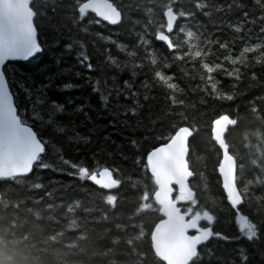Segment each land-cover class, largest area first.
<instances>
[{
    "label": "trees",
    "instance_id": "obj_1",
    "mask_svg": "<svg viewBox=\"0 0 264 264\" xmlns=\"http://www.w3.org/2000/svg\"><path fill=\"white\" fill-rule=\"evenodd\" d=\"M112 2L121 3V0ZM170 2L177 14L180 11L193 13L192 17L178 15L174 29L169 34L170 40L176 45L171 50L166 44L155 39V31L160 25L165 24L163 8ZM197 2L206 6L214 4L215 7H205L204 11L209 12V16L206 17L203 11L195 9ZM235 3L244 5L243 12L249 13L248 21H255L247 24L243 33H236L229 26V22L238 23L243 14L236 8L229 11L227 6ZM54 7L51 4L44 6L42 9L44 15L39 19L34 18L42 52L27 61L7 62L3 71L13 94L14 104L19 99L21 109L25 106L24 85L41 89L47 96L60 103L72 98L74 103L66 109L65 114L57 118L69 123L70 126L74 125L75 133L87 136L89 142L68 141L60 133L54 136L52 130L46 128L45 124L39 121L33 124L36 117L31 108L21 112L29 126L33 127L35 132L42 133L38 138L50 142L47 154H42V162L49 167L42 169L34 163L33 170L27 177L30 184L20 194L21 199L24 196L31 199L26 200L18 211L9 209L8 222L15 226L7 230L0 228V264H129L135 257L129 255L132 249L126 244V240L128 236H135L139 228L134 230L128 227L125 233L118 230L115 225L133 223L140 225L143 221L146 225L145 231H148L149 222L153 218H162V214L148 209L136 214L134 220L128 219L139 207L138 197L143 194L144 186L147 185L149 191L154 190L150 174L145 173V160L141 163L140 158L146 157L147 151L153 146L166 142L156 141L154 138L167 136L170 126L174 123L177 126L194 127L193 136L189 139L190 154L187 159L191 165L190 170L198 174L195 179L189 180V186L193 187L194 193L197 194L200 206H193V210H209L214 216L212 225L214 231L228 237L225 240L213 236L201 245L198 248L202 254L199 264H241L238 250L246 245V237L240 230L236 212L239 211L242 216L256 223L261 235L264 236V203L260 202V197L264 196V187L256 183L249 184L248 196L237 210L230 207L216 171L220 150L211 139V121L221 114H226L237 121L235 125L228 127L225 141L237 165L245 166V175L238 180V187L243 192L245 182L254 181V173L259 172V169L250 164V160L255 158V148L264 147V60L257 63L259 51L249 53L248 66H240L239 80L235 79V73L233 77H227L224 73L214 74L213 82H218L217 91L221 96L223 94L233 96L232 100H227L216 98V93H213L207 81V73L200 66V58L193 60L184 53L189 52L186 33L191 30L196 34V38L192 40L191 51L208 53L203 58L204 62L210 65L220 63L223 57L228 55L225 50L219 48L220 43H228L229 47L234 49L233 55H238L240 49L245 46V42L239 41L240 36H244L248 46L264 41V36L260 34L264 21L258 19L264 13L255 6L254 0H122L123 21L118 25H109L103 21L98 25L93 23L90 26L92 35H88L79 31V28L88 25L90 20H99L98 18L88 13L73 25L71 20L63 18L72 13H61L59 10L54 12ZM149 20L152 21L150 25L147 24ZM181 26L184 28L183 32L180 31ZM95 33H100L102 37L110 35V40L98 39L93 45ZM139 34H143L149 41L147 51L143 43H137L140 39ZM234 39L237 40L235 44L232 43ZM73 40L85 44L84 51L89 56L93 70L89 71L79 65L76 58V53L80 50L78 45L71 49L65 48V45L72 43ZM204 40H208L209 43L203 44ZM111 41L126 45L127 48L121 51ZM106 49L117 58L119 68L106 63ZM133 52L136 53L135 56L129 55ZM147 52H151L152 55L148 57ZM177 56L180 58L177 59ZM57 59H60L59 66ZM152 59L156 60L155 64L151 62ZM70 65L76 66L72 72L59 74L61 69ZM225 67L231 70L232 66L225 63ZM156 71H160L165 77H171L169 82L176 85L175 91L167 89L163 83L155 79ZM76 72H81L82 75L78 77L75 75ZM84 76L91 77L92 80L86 82ZM69 81L79 87L61 89L60 86ZM124 81L133 84L130 91L138 92L137 97L126 93H121L117 97L114 90L107 92L113 89L114 84L123 89ZM93 83L98 89L96 92H93ZM141 85H145L147 90ZM101 92L110 95V108L115 106L117 100L120 105L131 108L133 100H137L141 106L138 114L125 112L124 107H121L118 110L119 117L110 115L108 109L101 107ZM167 95L175 96L178 101L182 100L183 105H173L171 101L166 100ZM145 96H148L147 100ZM31 100L37 101V96L33 95ZM85 103L91 104V109L87 107L84 109L88 113L87 119L83 113L69 114L72 108ZM253 108L257 110L256 113L252 112ZM180 113L187 117L186 122L178 115ZM44 119L47 120L46 115ZM125 120L132 125L142 121L143 126L132 136L133 128L121 123ZM146 128L155 130L149 133ZM90 129L93 130L91 133ZM69 135L73 133L70 132ZM132 139L138 141L135 146L130 143ZM53 145L61 150L63 159L70 163L86 166L90 171H98L105 166L113 169L114 178L122 180L121 185L114 190L106 191L96 187L86 178L80 179L78 174L69 175V172L77 170L72 169L70 164L65 166L59 161L53 153ZM145 175L147 179H144ZM202 179L207 184L204 193H200L196 187ZM133 181H138L135 187ZM16 183L8 181L13 187ZM35 184H41L43 187L37 189L33 186ZM3 185L4 181L0 180V186ZM9 190L0 189V199L5 198L4 193ZM52 190H56L57 197L64 198V207L54 213L57 217L66 213L69 205L76 209L74 215L67 213L59 223L47 219L52 213L41 212L45 217L43 219H38L35 215L44 208V204H34L33 201L40 200L46 192ZM107 194L119 197L115 211H112V206L107 205L103 199ZM173 197L175 198V192ZM75 202H79L78 206ZM149 202L153 204V208L158 207L153 199ZM45 203L59 204L60 201L45 199ZM205 204L208 207H204ZM178 205L182 210L189 207L186 201L178 202ZM27 209H32V212H28ZM84 209L90 211L85 213ZM105 213L108 216L107 220L101 218ZM117 214L119 219H116ZM77 218L79 227L72 226L69 221ZM94 219L99 222L85 223V220ZM201 225L209 226L203 220ZM105 228L110 229V232L104 233ZM60 231L63 232L62 237L57 241L50 239L55 232ZM81 235H86V239H79ZM137 244L145 249L148 247L147 241ZM247 247L248 264H264V259L253 251L252 246ZM258 247H264V241Z\"/></svg>",
    "mask_w": 264,
    "mask_h": 264
},
{
    "label": "snow or ice",
    "instance_id": "obj_2",
    "mask_svg": "<svg viewBox=\"0 0 264 264\" xmlns=\"http://www.w3.org/2000/svg\"><path fill=\"white\" fill-rule=\"evenodd\" d=\"M54 5L53 11L56 12H70L71 15L64 16L63 18L71 20L73 25H76L77 20L84 18L88 13H94L96 17L101 18L103 21H107L111 25H118L124 19L121 3H114L112 0H0V65H4L5 61L10 60H24L29 58H35L36 54L42 52V46L38 43L37 27L34 26V18L39 19L44 15L43 7L46 5ZM254 4L258 7L262 13H264V0H254ZM205 7H215L214 4L203 5L201 3L195 4V9L203 11L204 16H209L208 11H204ZM229 11L233 8L242 11V17L238 23L229 22V26L236 33H243L247 24L254 23L255 21H248V12H243L244 5L240 3L229 4ZM219 10V9H217ZM76 13L79 15L77 16ZM179 16L192 17L193 13H186L180 11L178 14L174 11V5L170 2L163 8V18L166 21L165 24L160 25L155 31L156 41L163 42L167 45L168 49H174L176 45L172 43L169 35L165 34V29L168 33H171L174 28V22H177ZM259 20L264 21V14H262ZM101 20L89 21V24L79 28V31L92 35L90 26L99 24ZM138 23V22H137ZM147 24H152V21H147ZM180 31L183 32V26L180 27ZM250 31V30H249ZM261 36H264V27L260 28ZM140 39L138 44L143 43L146 47V51L149 47V41L144 38L143 34H139ZM187 44L189 52L184 53L185 56H191L193 60L200 58V66L205 73H207V81L211 87L213 93H216V98H223L232 100L233 96L229 94H221L217 91L218 82L214 81L215 73H224L227 77H233L235 73V79H240V66L247 67L249 60L248 54L260 52V56L257 58V63L264 60V41L261 43L252 44L248 46L244 36H240L238 39L240 42H245V46L240 49L238 55H233L234 49L229 47L228 43H220L219 48L225 50L228 55L224 56L220 63L210 65L204 62L203 58L208 53L203 51H191L193 48L192 40L196 38V34L189 30L186 33ZM104 39L110 40L108 37H102L100 33H95L92 43L95 45L96 40ZM115 44L117 49L124 51L127 46H122L115 41H111ZM208 40H204L203 44L207 45ZM218 43V41H217ZM233 44L237 43V40L232 41ZM74 45L79 46V51L76 53V58L82 67L87 70H93V65L89 62V56L84 51L85 44L79 40H73L72 43L65 45L66 49H71ZM106 63L114 65L119 68L120 64L116 57H113L106 49ZM135 52L129 53L131 56H135ZM148 57L152 55L151 52H147ZM177 59L180 57L177 56ZM156 63L155 59L151 61ZM60 59H57V65L59 66ZM225 63L231 65V70L225 67ZM75 65H70L68 68L61 69L59 74H65L72 72ZM167 67V65H166ZM76 76H81V72H76ZM156 80L163 83L167 89L175 91L176 85L170 83L171 77H165L160 71L154 73ZM86 82L92 80L91 77H83ZM113 79H115L113 77ZM63 90H70L78 88L79 85L73 84L70 81L63 83L61 86ZM133 84L129 81H124V88L121 89L118 85H113V89L107 90L110 93L112 90L116 92L117 97L121 93H126L132 97H137L138 92H131ZM145 87V85H141ZM98 91L96 84L93 83V92ZM23 92L25 94V106L21 109L19 99L14 104L13 94L9 91V85L5 80V72L0 71V180L4 181L2 188H8L9 191H5V198L0 199V228L7 230L13 228L15 225L9 223L8 211H18L23 203L31 199L28 196L20 198L21 191L30 184L28 180V174L33 170L34 163L42 169L48 168L42 162V154L46 155L48 152V144L38 136L42 133L34 132L33 127H30L28 122L23 118L21 112L28 111L29 108L35 113L36 121L45 124L46 128L52 130L53 135L57 133L62 134L68 141L84 142L87 143V136H82L79 133H75L74 125L70 126L69 123L59 120V115L65 114L66 109L70 107L74 100L69 98L65 103L52 99L47 96L41 89L32 88L31 85H24ZM37 96V101H32L31 97ZM110 95L106 92H101L100 104L102 108L108 109L109 114L114 117H119V108L124 107L125 112L131 111L133 114H138V109L141 107L137 100H133L131 108L120 105L118 100L114 107H109ZM148 96H145V100ZM166 100L171 101L173 105H183V101H178L175 96L167 95ZM91 109L90 103L79 104L72 108L70 115L83 113L85 119L88 118V113L84 111L85 108ZM39 109V110H38ZM253 113H256L255 108L252 109ZM47 116L45 121L44 117ZM181 119L186 122L187 117L180 113ZM111 124L112 121L110 120ZM126 127L133 128L132 136L136 134V130L143 126L142 121H137L136 125L128 123L127 120L121 121ZM155 124V121L152 122ZM236 120L231 119L226 114H221L216 119L211 121V133L212 139L219 145V148L223 151V156L219 160L218 172L222 179L223 194L226 196L228 202L233 209H236L238 205L248 196V185L252 183L259 184L264 187V147L256 146L255 158L250 160V164L259 169L258 173H254V181H246L244 184L243 192L238 187V180L242 179L245 175V166L243 164L237 165V162L233 155L229 152V146L226 144L224 136L226 127L228 125H235ZM147 132L151 133L154 128H146ZM93 130L90 129L89 133ZM73 135H69V133ZM193 126H177L173 124L169 128V134L167 136H156V141H166L159 143V146H153L151 150L147 151L146 157H141L140 162L143 163L146 159L145 173L150 172V179L154 182V190L149 191L147 185L143 194L138 197L139 207L135 209L133 216L128 219L134 220L136 214H141L145 210L152 209L159 214H162V218L155 217L149 222L148 231H145V223L141 221L140 225L135 223L131 225L116 224L115 227L127 233L128 227H132L134 230L139 228L135 236H128L126 244L132 249L130 256H134L135 259H131L129 264H199L201 251L198 246L203 245L205 242L213 236L220 239H228L227 236H222L219 231H214L212 225L214 221L213 214L209 210L194 211L193 206L199 207L197 194L194 193L193 187L189 186V178H196L198 174L194 170H190L191 165L189 159L186 158L190 154L189 139L193 136ZM147 139V137H145ZM131 145L135 146L138 141L130 140ZM53 153L58 157L59 161L67 166L70 164L72 169H76L77 172H69V175H77L80 179H87L94 185L99 186L103 190H112L121 185L122 180L114 178V170L105 166L99 169V171H90L86 166H78L76 163H70L68 160L63 159V155L60 149L53 145ZM202 176V173L200 174ZM144 179H147L145 175ZM16 181V185L13 187L8 184V181ZM138 181H133V186L137 185ZM39 189L43 186L41 184L33 185ZM200 193H204L207 190V184L202 179L197 185ZM175 190V198L173 199V193ZM56 190L46 192L44 197H41L38 201H33L34 204H44V208L41 211L35 213L38 219H43L41 212L52 213L47 216V219L59 223L60 219H63L67 213L74 215L75 208L69 205L66 209V213L57 217L54 213L64 207L63 196L57 197L55 195ZM13 197H16L13 199ZM45 199L59 200L60 203H45ZM107 205L112 206V211H115L116 202L119 199L118 196L107 194L103 197ZM154 199L155 205L158 207L153 208V204L149 201ZM186 201L189 207L183 209L178 206V202ZM260 202L264 203V196L260 197ZM78 206L79 202H75ZM204 207H208L207 204ZM28 212H32V209H27ZM90 209H84L85 213H88ZM238 218L240 230L246 237V245L242 246L238 252L241 260V264H248L249 253L247 245H251L254 252H257L259 256L264 259V247H258V245L264 241V236L259 231V226L256 223L251 222L246 216H242L239 211L236 212ZM102 219L107 220L108 216L105 213ZM116 219H119L117 214ZM203 220L209 225L208 227H201L199 222ZM99 222L98 220H85L86 224H93ZM23 223V222H22ZM72 226L79 227L78 218L69 221ZM154 224V226H150ZM189 230H194L195 234L190 235ZM110 229L105 228L104 233H109ZM63 232H55L50 237L51 240L57 241L62 237ZM79 239H86V235H81ZM148 242L147 249L138 246L137 242L141 244ZM116 241H114L115 243ZM74 246V245H70ZM109 252L111 249L108 250Z\"/></svg>",
    "mask_w": 264,
    "mask_h": 264
},
{
    "label": "water",
    "instance_id": "obj_3",
    "mask_svg": "<svg viewBox=\"0 0 264 264\" xmlns=\"http://www.w3.org/2000/svg\"><path fill=\"white\" fill-rule=\"evenodd\" d=\"M91 14H93L94 16H95V14L94 13H91ZM96 17V16H95ZM96 18H98L99 20H101V21H103L101 18H99V17H96ZM103 22H106L107 24H109L107 21H103ZM165 23H166V21H165ZM175 23L176 22H174V25H175ZM109 25H111V24H109ZM34 26H35V24H34ZM174 29V28H173ZM172 33V32H171ZM171 33H168L167 31H166V29H165V34L166 35H169V34H171ZM170 38V37H169ZM39 43V42H38ZM167 46V45H166ZM30 59V58H29ZM13 61H24V60H10V61H5V64L7 63V62H13ZM4 64V65H5ZM4 65H0V71H3V67H4ZM4 72V71H3ZM5 80H6V83L8 84V82H7V79H6V76H5ZM9 91H10V88H9ZM10 93H12L11 91H10ZM216 119V118H215ZM230 125H228L227 127H226V131H227V129H228V127H229ZM31 127V126H30ZM34 131V130H33ZM35 132V131H34ZM210 133H211V130H210ZM226 133V132H225ZM211 139H212V133H211ZM224 139H225V136H224ZM213 140V139H212ZM214 141V140H213ZM226 142V141H225ZM214 143L216 144V142L214 141ZM159 146V145H158ZM216 146L219 148V145L218 144H216ZM219 150H220V159L222 158V156H223V151L219 148ZM230 152V151H229ZM230 154H231V152H230ZM232 155V154H231ZM234 157V156H233ZM186 158H187V156H186ZM219 159V160H220ZM145 163H146V159H145ZM219 164V163H218ZM99 171V170H98ZM97 171V172H98ZM216 171H217V174H218V176H219V172H218V165H217V168H216ZM149 174H150V176H151V173L150 172H148ZM219 178H220V176H219ZM191 179V177L189 178V180ZM92 183V182H91ZM220 183H221V188H222V179L220 178ZM93 184V183H92ZM96 186V185H95ZM96 187H98L99 188V186H96ZM112 190H114V189H112ZM106 191H111V190H106ZM222 191H223V189H222ZM174 192H175V190H174ZM173 195H174V193H173ZM226 197V196H225ZM172 198L174 199V197L172 196ZM153 201H154V199H153ZM226 201H227V203L230 205V203L228 202V200H227V198H226ZM155 202V201H154ZM243 202V201H242ZM241 202V203H242ZM179 206V205H178ZM239 206V205H238ZM238 206H237V208H238ZM230 207H231V205H230ZM232 208V207H231ZM237 208L236 209H233V210H237ZM199 224H200V226L201 227H208V226H202L201 225V221L199 222ZM189 234L190 235H193V234H195V232H194V230H189ZM200 246H198V248H199Z\"/></svg>",
    "mask_w": 264,
    "mask_h": 264
}]
</instances>
